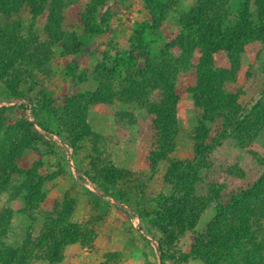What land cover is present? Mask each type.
<instances>
[{"label":"rangeland","instance_id":"374dc122","mask_svg":"<svg viewBox=\"0 0 264 264\" xmlns=\"http://www.w3.org/2000/svg\"><path fill=\"white\" fill-rule=\"evenodd\" d=\"M263 175L264 0H0V264H264Z\"/></svg>","mask_w":264,"mask_h":264},{"label":"trees","instance_id":"16d2710c","mask_svg":"<svg viewBox=\"0 0 264 264\" xmlns=\"http://www.w3.org/2000/svg\"><path fill=\"white\" fill-rule=\"evenodd\" d=\"M160 7V4H158L155 8H154V10H153V15H154V21H156L157 20V14H156V9L157 8H159ZM219 88L218 87H211L210 89H209V97H207V99L205 100V102H204V105L205 106H207V109H209V110H206L207 111V115H209V113H210V115H211V112H210V109H213L212 111L213 112H215L216 114H220V110H219V107L217 108L216 107V99L220 96V91L218 90ZM52 109V102H49L48 103V110H51ZM214 114H212L211 116H213ZM213 118V117H212ZM211 119V118H210ZM211 121V120H210ZM200 129H202L203 131L202 132H200L201 133V135H200V140H199V146L197 147V152H196V155H197V158H196V162L194 163V164H192L191 165V167L190 168H187L186 169V171H185V177L187 178L188 177V171L189 170H191V171H194V169L196 170L197 168H199L204 162H203V157L207 154V152H209V150H211V148L210 147H203L202 146V144H203V140L204 139H206V137H207V131H204V123H202L201 124V128ZM205 129H207V128H205ZM204 132H206V133H204ZM189 169V170H188ZM174 181V183H175V185L177 186V185H182V183L184 182V180L181 178V177H177V178H175V180H173ZM183 181V182H182ZM260 185H263L264 184V175H263V177H262V179H261V181H260V183H259ZM30 195L31 196H29L28 198H27V200L25 201V206H32V200H33V197H34V193L33 192H31L30 191ZM25 211L23 210V213H24ZM6 255V254H5ZM5 255H4V257H3V259H1V263H5Z\"/></svg>","mask_w":264,"mask_h":264}]
</instances>
